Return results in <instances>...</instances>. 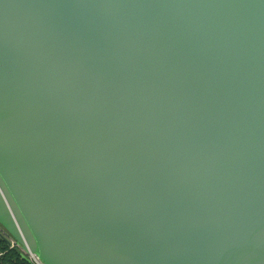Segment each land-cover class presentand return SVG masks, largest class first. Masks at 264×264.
I'll list each match as a JSON object with an SVG mask.
<instances>
[{
    "label": "water",
    "instance_id": "obj_1",
    "mask_svg": "<svg viewBox=\"0 0 264 264\" xmlns=\"http://www.w3.org/2000/svg\"><path fill=\"white\" fill-rule=\"evenodd\" d=\"M0 229L43 264H264V0H0Z\"/></svg>",
    "mask_w": 264,
    "mask_h": 264
},
{
    "label": "trees",
    "instance_id": "obj_2",
    "mask_svg": "<svg viewBox=\"0 0 264 264\" xmlns=\"http://www.w3.org/2000/svg\"><path fill=\"white\" fill-rule=\"evenodd\" d=\"M8 235L0 229V253L2 264H34L27 255H25L18 246L12 247V243L7 241Z\"/></svg>",
    "mask_w": 264,
    "mask_h": 264
},
{
    "label": "built area",
    "instance_id": "obj_3",
    "mask_svg": "<svg viewBox=\"0 0 264 264\" xmlns=\"http://www.w3.org/2000/svg\"><path fill=\"white\" fill-rule=\"evenodd\" d=\"M12 245H13L12 247H14V246H18L14 241H12ZM18 247H20V246H18ZM20 248H21V247H20ZM21 250H22V252H23L25 255H27V256L29 257L30 260L33 261L34 264H43V263L39 260V258H38L37 256H35L34 254H32V253H30V252H27V251L23 250L22 248H21ZM1 256H2V253H0V264H2V262H1Z\"/></svg>",
    "mask_w": 264,
    "mask_h": 264
},
{
    "label": "crops",
    "instance_id": "obj_4",
    "mask_svg": "<svg viewBox=\"0 0 264 264\" xmlns=\"http://www.w3.org/2000/svg\"><path fill=\"white\" fill-rule=\"evenodd\" d=\"M32 261V260H31ZM33 262V261H32Z\"/></svg>",
    "mask_w": 264,
    "mask_h": 264
}]
</instances>
